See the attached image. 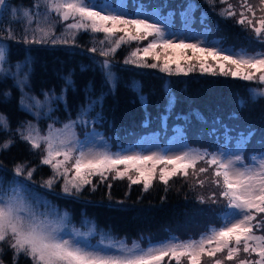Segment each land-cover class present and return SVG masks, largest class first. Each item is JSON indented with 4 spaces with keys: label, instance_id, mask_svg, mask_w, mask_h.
Here are the masks:
<instances>
[{
    "label": "trees",
    "instance_id": "trees-1",
    "mask_svg": "<svg viewBox=\"0 0 264 264\" xmlns=\"http://www.w3.org/2000/svg\"><path fill=\"white\" fill-rule=\"evenodd\" d=\"M100 1L116 4L123 0ZM125 1L132 11L141 7L149 10L157 8L161 10V16L168 17L171 14L176 21L172 27L174 30L184 23V6L193 2L198 6L194 24L198 31L209 32L210 39L219 41L223 48L233 52H261L252 30L247 25L236 23L240 18L239 13L244 9L239 5L235 7L232 0H227L225 4H221L219 0H214L211 4L207 0ZM33 2L34 0H7L0 18V39L4 38L10 49L8 60L4 63V71L16 73L18 70L15 68L18 65H27L21 72L23 79L24 74H27L23 93L13 76L0 79V114L7 118L10 125V131H0V144L8 139L13 141L7 149H0V159L9 174H13V169L18 164L34 168L32 179L29 181L44 187L43 182L53 175L52 170L50 166L41 164L40 149H33L29 143L21 140L16 129H23L29 122L33 126L37 124L41 132H46L49 125L61 128L82 115V106L97 99L100 103L84 119L89 125L95 124L110 134L116 131L125 132L137 124H142L143 131L133 137L130 141L132 144L137 143L138 137L154 132L155 127L161 125L171 131L174 128H182L192 146L195 143L191 134L200 140L202 137L207 138L210 142L204 147L209 152L234 146L236 142H240L241 135H246L250 130L252 136L246 141L249 142V147L247 146L245 155L250 157L256 155L257 151L264 150V95H254L252 91L264 90V84L258 82L259 74L257 80L244 81L230 75H220L218 68L217 74L203 73L197 62L181 64L184 68L190 64L196 65L195 70L186 75L175 74L176 64L173 62H170L172 74L160 71V67H141L125 63L130 52L138 46L136 42H131L123 44L114 55L105 57L112 64L110 71L114 79L109 83L104 72L91 64V58L86 55L56 49L50 42H24L25 24L18 22L23 20V17L20 15L14 18L11 10L18 9L22 13L24 9L31 8ZM235 2L238 3L239 0ZM229 4L237 15L225 18L220 15V11ZM246 15L251 16L250 13ZM9 28L14 33L12 39H9L8 32L4 31ZM31 35L29 32V39ZM119 35L122 34H117V37ZM103 39V33L80 31L76 34L74 43L86 51L95 47L98 51L92 53L99 55L101 48L110 46L107 43L102 45L100 41ZM177 50L181 52L183 49ZM184 51L186 56L194 57L193 50ZM14 54L16 55L12 58ZM140 54L142 55V52ZM200 55L195 53V56ZM147 62L154 61L151 62L147 58ZM155 63L162 66L164 62ZM209 63H213L211 58ZM15 64L17 66H14ZM2 75L3 72H0V76ZM66 78L71 80V86ZM18 79H21L20 76ZM22 96L28 104L34 101L27 97L35 98L39 104L27 111L20 105ZM169 100L172 101L171 104L168 103ZM170 134L172 133L168 132L161 137L164 139ZM258 139H263V147L254 150L252 143ZM116 147L125 148L126 144H117ZM208 172L212 175L213 169L209 168ZM113 173H107V178L103 181L99 176L91 177L92 184L85 185L78 193L73 190L69 197L55 196L54 191H62V184L57 180L51 188V193H39V199L40 196L45 197L44 201L40 202V209L45 211L46 206L54 207L57 209L55 211L66 213L75 227L86 231L94 229L95 237H101L103 234L116 239L135 240L141 235L154 232L161 235L162 240L171 239L173 232H177L172 231L176 221L202 203L198 182L190 185V172L187 177L178 173L164 184L160 181L157 171L147 190L144 189L143 180L132 184L127 177L114 178L116 174ZM135 176L138 175L135 173ZM215 189L218 194L220 189ZM224 204L222 200L215 212L216 223L205 222L201 231L194 232V237L208 231L212 225H219L218 220L224 212ZM262 234L264 230L258 232V235ZM4 253L3 262L12 264V251L6 245ZM18 264H30V261L21 257ZM181 264H187V259L182 258Z\"/></svg>",
    "mask_w": 264,
    "mask_h": 264
},
{
    "label": "snow or ice",
    "instance_id": "snow-or-ice-1",
    "mask_svg": "<svg viewBox=\"0 0 264 264\" xmlns=\"http://www.w3.org/2000/svg\"><path fill=\"white\" fill-rule=\"evenodd\" d=\"M214 3V0H207ZM221 4L227 0H219ZM7 0H0V8L6 5ZM241 7L244 11L239 13L240 18L236 23L247 25L257 39L264 43V0H260L259 11L262 15L257 18L256 8L243 0ZM14 18L22 15L23 20L18 21L25 24V43H68L69 39L74 43L76 34L80 31L91 33H103L104 39L100 41L110 46L101 48L99 55L109 57L114 55L123 44L140 42L153 39L142 49L137 47L132 50L125 63L137 64L141 67L157 68L160 71L173 73L170 60L166 59L162 66L157 63H148L147 58L159 61L161 56L154 50L168 49H191L194 58L203 73L240 78L244 81L257 80L264 84V51L249 52L242 50L240 53L230 52L227 49L212 46H201L200 43H186L183 38L179 43H174L168 38V33L161 24L150 22V18L141 17L139 13L129 15L126 12H117L107 5H97L90 0H34L29 9L22 13L18 9H12ZM250 13L251 16L246 15ZM53 15L61 22L72 21L64 25V33L60 37L55 35V25L49 24ZM220 15L225 18L236 16L237 13L232 5L223 8ZM41 19L46 27L41 26ZM8 38L12 39L14 33L11 29ZM31 32V39L28 33ZM121 33L117 37V34ZM203 43V42H201ZM97 52V48L89 49ZM142 52V55L140 54ZM200 56H195V53ZM209 58L213 63H209ZM189 60L193 57H189ZM6 61V48L0 40V79L13 76L17 86L23 88L27 84V74L24 79H18L23 67L18 65V71L12 73L4 71L3 63ZM196 65L190 64L187 68L176 63L175 74H188L195 70ZM111 62L105 59L101 69L105 74L106 81L113 82L110 71ZM69 86L71 80L66 78ZM254 95H264V90ZM9 95V93H5ZM48 97V94H44ZM34 103L25 102L22 96L20 105L27 111L39 104L35 98L27 97ZM171 100L168 101L171 104ZM100 100H90L86 106H82V115L77 120L65 124L62 129H56L49 125L47 133L41 135L39 129L30 122L23 128H17L19 138L26 141L33 149H41L44 155L41 164L50 166L53 175L43 182V186L51 189L58 179H62V191L71 195L73 190L80 192L85 185L92 184L91 177L99 176L101 181L107 178V173L115 172L114 178H127L132 184L143 180L144 189L150 186L157 165H163L159 169V179L167 184L169 179L181 173L187 177L188 169H193L194 174L207 173L209 168L213 169L211 183L219 188V197L225 202L224 206L229 212L224 214L223 223L219 227L210 228L198 239L179 241L171 238L158 244H150L142 248L139 243L133 242L129 247L124 241L114 240L111 236L101 235L98 246H90L87 238L94 233V229L81 232L79 229H71L70 234H65L67 224L65 216L48 208L41 212L36 203L27 195L26 187L18 180L13 179L6 184L0 183V255L4 253V245L12 251V264H18L21 257L30 261V264H162L165 257L181 264L182 258L187 259V264H204V257L209 258L212 264H225V261L235 264H264V234L256 233L264 230V154L260 156L251 155V163L245 162L243 149L233 154L224 151L209 152L189 150L182 151L176 155H166L154 152L151 155L140 153L122 154L112 153L107 149L103 151L84 150V143L79 141L73 129L77 123L86 125L84 119ZM0 131H10L7 118L0 114ZM252 136L251 131L241 135L240 142L245 143ZM13 141L8 139L0 144V149H7ZM204 161L208 167H201L196 173V164ZM123 165L121 171L118 166ZM150 165V166H149ZM169 165L172 167L169 168ZM138 174L136 179L129 175L130 171ZM34 168H27L23 164L14 167L15 177H23L31 180ZM71 174V175H70ZM207 179V178H206ZM206 180H199L201 187ZM217 193L213 192L209 197L216 203ZM201 202L204 198L200 197ZM260 217L259 219L257 217ZM245 258H240V254ZM218 254H225L223 259L216 258ZM253 255L256 259H252ZM0 264H3L0 260Z\"/></svg>",
    "mask_w": 264,
    "mask_h": 264
},
{
    "label": "rangeland",
    "instance_id": "rangeland-1",
    "mask_svg": "<svg viewBox=\"0 0 264 264\" xmlns=\"http://www.w3.org/2000/svg\"><path fill=\"white\" fill-rule=\"evenodd\" d=\"M194 1V0H192ZM238 1V0H235ZM234 0H232V2H234V6L236 7L237 5H239V7H241V4L243 3V0H239V2H235ZM90 2H94L97 5H107L109 8L113 9L114 11L117 12H126L128 13L130 16L136 13H139V15L141 17H148L150 18V22H157L159 24H161L162 27H164L167 31L168 38H171L173 40L174 43H179V40L181 38H183L185 40L186 43H200L201 46H212V45H216L218 47H221V44L219 43V41L215 40V39H210V34L209 32L206 31H198L197 28L194 27L195 24V19L196 16L198 15V6L191 2L188 3V5L184 6L183 8V18H184V23L181 27L175 28V30L172 28L174 26V23L176 22L174 18H172V15L169 14L168 17H164L161 16V10L160 9H144L143 7L141 8H136L135 11H132V9H129V5L128 3L123 0L120 1L116 4H113L111 2H105V1H100V0H90ZM247 2L251 5H253L256 8V16L257 18H259L262 13L259 11V7H260V0H247ZM5 7V5H4ZM4 9V8H3ZM1 14H0V18H1ZM72 21H67V22H61L59 20V18L55 17L53 15V18L49 21V24L55 25V35L56 37H60L62 33H64V25L66 23H71ZM41 26L42 27H46L47 25L44 24L43 20L41 19ZM121 34V33H118ZM69 39L68 43H51V45L55 46V48H60L63 49L64 51L67 52H76V53H80L82 55H86L89 58H91V64L95 65L97 68L101 69V64L105 59V57H100L97 54H93L91 51H86L85 49H82L79 47V44H75L71 41L70 37H67ZM153 38L149 37L148 40H144V41H140V42H136V45H138L137 47L139 48H143V45H147ZM0 40H2L3 45L6 48V61L8 60V56L10 53V49L9 47H7V44L4 40V38H1ZM203 42V43H201ZM257 47L259 49H261V52L264 51V43H261V41L259 39H257ZM226 49V48H224ZM230 52V49H227ZM156 53H159L161 58L159 61L156 62H165L166 59L170 60V62L172 63H187V62H197L196 59L193 57V59L189 60L188 56L185 55V51L183 52V50L181 52H179V50L173 48V49H168L166 51L161 50L159 47H157L154 50ZM241 52V51H240ZM237 52V53H240ZM236 53V52H235ZM16 54L12 55L11 57L13 58ZM148 59H150L151 62H153L154 60L151 57H148ZM5 61V62H6ZM4 62V63H5ZM155 62V61H154ZM3 63V69L6 68V66ZM112 65V64H111ZM14 66H17L16 64ZM14 68V67H13ZM16 70L17 67L15 68ZM14 69V70H15ZM102 70V69H101ZM20 78L23 79V74H20ZM71 121H75V120H71ZM69 123V122H68ZM66 123V124H68ZM65 125V124H64ZM64 125L60 128V127H55L56 129H62L64 127ZM92 125V124H91ZM91 125H89V123H87L86 125H82L77 123V125L75 126V128L73 129L75 137L84 143V150L88 151L89 149H92L94 151H103L105 149V146H107V149L112 152V153H122V154H134V153H140L142 155H151L154 152H158L161 154H166L169 156L172 155H176L179 154L182 151H189V150H199V151H203L205 150L204 145H207L210 141H208L207 138L202 137L203 139H197L196 136H194L193 134H191L190 136L193 137V141L195 143L194 146L191 145V143L189 142V138L187 136H185L186 134H184L182 128H174L173 131H171L170 129H166V127L161 126V125H157L155 127L154 132L151 133H147L145 135H142L141 138L138 137V141L137 143L132 144V142H130L133 137H135L137 134H139V132L143 131V128L141 127L142 124H137L136 126H133V128H129L128 130H126L125 132H121V131H116L114 134H110L107 133L105 130H101L99 129L97 126L92 127ZM167 126V125H166ZM35 127L37 128V124H35ZM38 129V128H37ZM40 129V128H39ZM48 130V129H47ZM46 132H41V135H44L47 133ZM171 132L172 134L169 135V137H166L164 139H162V135ZM261 138V137H260ZM191 140V139H190ZM262 141L263 139H258L255 140V142L252 143V149H260L263 147L262 145ZM121 143H125L126 147H121V148H117L116 145L117 144H121ZM249 142H245V143H241V142H236L234 144V146H227L224 147L223 149L220 150H215L213 152H217V151H224L225 153H237L239 152L241 149H243V153L245 155V151L247 150V146L249 147ZM196 146V147H195ZM41 153V156L44 155L43 153V146L39 151ZM258 153L256 154L257 156H260L261 154H264V150L263 151H257ZM250 157H247V155H245V162L246 163H251V160L249 159ZM150 166V165H149ZM207 164L204 161H200L196 164V173H198L199 168L201 167H206ZM119 169L122 171L123 168H121L122 166H118ZM163 165H157V171H159V168H162ZM172 166L169 165V168H171ZM211 169V168H210ZM157 171L155 173L154 178L157 175ZM188 172H190V177L192 179L191 184L193 182H198L199 180H206L205 185L203 187H201L199 185V183H197L200 189V195L201 197L204 198V202H202L200 204V206L194 207L193 210H191V212L186 213V215H184L179 221H176V225H174L175 229H172L177 231L176 233L173 232V236L172 238H176L179 241H184V240H189V239H198L200 236H193L195 233V231L200 230L201 227L205 224V222L210 221L211 223H216V219L215 218V212L217 209H219V205L222 202V199L219 198L218 194L216 195L215 199H216V203L212 202V199H210L209 197L212 195L213 192H216L215 187L212 185L211 183V179H212V175L210 174V172L204 173V174H194V170L193 169H188ZM10 173V172H9ZM7 171H5V167L3 166L2 160L0 159V183L6 184L8 181L16 179L18 180L21 184H23L26 189H27V195L29 196L30 199H32L39 211L43 212L40 208V202L44 201L45 197L44 196H40L39 199V193L42 192H48L51 193V189L48 190V188H44L42 187V185H40L39 183H33L30 182L29 180H24L23 177H15L14 173L9 174ZM9 174V175H8ZM110 174V172L108 173ZM115 175V172L113 173ZM137 174V173H136ZM71 175V174H70ZM129 175H131L133 177V179H136L135 177V172L133 173L132 171L129 172ZM138 175V174H137ZM94 177V176H93ZM127 177V176H125ZM207 178V179H206ZM3 179V182H1ZM60 181V183H63L62 179H58ZM142 182V181H141ZM196 184V185H197ZM55 196H59L61 195L62 197L67 196L69 197L68 194L63 193V191L61 192H56L54 191ZM38 198V199H37ZM50 207V206H49ZM51 209H53L54 211L57 210L54 207H50ZM224 212L222 213V215H220V218L218 221H220L219 225H212L211 228L213 227H219L222 223H223V217L224 214L229 212V210L223 209ZM57 212V211H56ZM59 213V212H58ZM61 215H64L62 213H59ZM258 219L260 218L259 216L257 217ZM65 221L67 224V228L65 229V234H70L71 233V229L75 228V229H79L81 232H88L89 230H83L81 229V227H75L69 220V217L65 216ZM201 231V230H200ZM207 232V231H205ZM205 232H202V234H204ZM179 234V235H177ZM258 235V232L256 233ZM187 236V237H182V236ZM101 237H95L94 233L92 235H90L87 238V242L90 246L92 245H96L98 246V242L100 240ZM113 238V237H112ZM161 235H158L154 232L148 233V235H141V237H138L135 240H132L129 238H125V239H116L113 238L114 240H119V241H124L129 247L132 246V243L135 241L137 243L140 244V246L142 248H147L150 244H158L162 241L168 240V238L165 239H160ZM5 253H3L4 255ZM3 255H0V260H2ZM225 254H218L216 258H220L223 259V256ZM10 258H12V254L10 255ZM240 258H245V254L241 253L240 254ZM204 264H212V261L209 260V258L204 257ZM252 259H256V257L253 255ZM12 260V259H11ZM3 262V260H2ZM174 260H169L168 257H165L164 261L162 262V264H174ZM235 264V262H230V261H225V264ZM3 264H6L5 262H3Z\"/></svg>",
    "mask_w": 264,
    "mask_h": 264
},
{
    "label": "water",
    "instance_id": "water-1",
    "mask_svg": "<svg viewBox=\"0 0 264 264\" xmlns=\"http://www.w3.org/2000/svg\"><path fill=\"white\" fill-rule=\"evenodd\" d=\"M3 8H4V6L2 8H0V14H2Z\"/></svg>",
    "mask_w": 264,
    "mask_h": 264
}]
</instances>
